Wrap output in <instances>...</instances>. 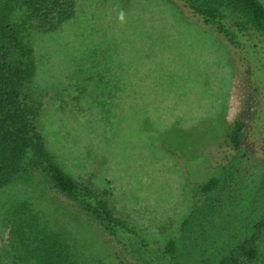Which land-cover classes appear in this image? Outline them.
<instances>
[{
  "label": "rangeland",
  "instance_id": "obj_1",
  "mask_svg": "<svg viewBox=\"0 0 264 264\" xmlns=\"http://www.w3.org/2000/svg\"><path fill=\"white\" fill-rule=\"evenodd\" d=\"M75 2L61 27L33 34L39 127L63 168L91 175L136 233L109 236L42 176L23 175L0 189V264H34L36 226L58 235L70 264L213 263L264 195V37L247 33L261 50L246 52L164 0ZM241 264H264V235Z\"/></svg>",
  "mask_w": 264,
  "mask_h": 264
},
{
  "label": "trees",
  "instance_id": "obj_2",
  "mask_svg": "<svg viewBox=\"0 0 264 264\" xmlns=\"http://www.w3.org/2000/svg\"><path fill=\"white\" fill-rule=\"evenodd\" d=\"M164 1L187 9L234 46L246 52L261 50L255 44L248 45L245 37L250 32L264 37V4L260 0ZM75 7V0H0V189L20 176L40 175L55 195L109 236L135 234L127 219L115 212L106 192L94 185L91 175L78 178L63 168L39 127L43 103L35 97L32 86L33 34L57 30L74 16ZM227 136L231 145L238 148L241 120L232 123ZM218 184V178L212 177L200 185V190L208 195ZM259 190L264 192V186L255 191ZM251 201L258 204L247 233L211 264H241L257 259L264 235V195ZM191 216L183 223H188ZM25 220L27 225L29 220ZM36 229L37 233L31 228L33 239L39 242L33 263L70 264L58 235L46 229L43 232L39 226ZM47 242L52 250H40ZM57 243L62 251L57 250ZM173 246L170 240L167 250Z\"/></svg>",
  "mask_w": 264,
  "mask_h": 264
},
{
  "label": "clouds",
  "instance_id": "obj_3",
  "mask_svg": "<svg viewBox=\"0 0 264 264\" xmlns=\"http://www.w3.org/2000/svg\"><path fill=\"white\" fill-rule=\"evenodd\" d=\"M120 20L123 21L124 17H123V12H121V15H120Z\"/></svg>",
  "mask_w": 264,
  "mask_h": 264
}]
</instances>
